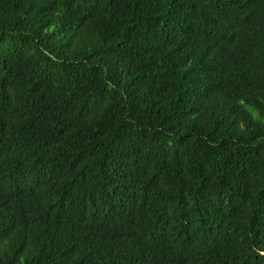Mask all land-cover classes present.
<instances>
[{"label": "trees", "instance_id": "16d2710c", "mask_svg": "<svg viewBox=\"0 0 264 264\" xmlns=\"http://www.w3.org/2000/svg\"><path fill=\"white\" fill-rule=\"evenodd\" d=\"M0 264H264V0H0Z\"/></svg>", "mask_w": 264, "mask_h": 264}]
</instances>
